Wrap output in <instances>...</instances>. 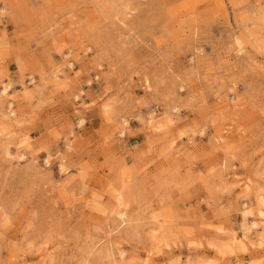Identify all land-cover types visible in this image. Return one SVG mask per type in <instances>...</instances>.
I'll use <instances>...</instances> for the list:
<instances>
[{
  "label": "rangeland",
  "instance_id": "obj_1",
  "mask_svg": "<svg viewBox=\"0 0 264 264\" xmlns=\"http://www.w3.org/2000/svg\"><path fill=\"white\" fill-rule=\"evenodd\" d=\"M0 21V264H264V0H0ZM133 124L162 134L151 168L115 151Z\"/></svg>",
  "mask_w": 264,
  "mask_h": 264
},
{
  "label": "crops",
  "instance_id": "obj_2",
  "mask_svg": "<svg viewBox=\"0 0 264 264\" xmlns=\"http://www.w3.org/2000/svg\"><path fill=\"white\" fill-rule=\"evenodd\" d=\"M7 23L8 21L5 23L0 21V33L2 29L7 26ZM70 89L72 92H76L77 86L74 84ZM69 106L70 105H68V108ZM86 116H91V114L88 112ZM131 130L134 132L133 136H127L122 141H119V144L115 147V151L118 152L119 156L124 159L125 163L130 168H143L144 166L146 168H151L148 166L149 164L152 165V159L155 158L158 153L165 151L166 148V146H164L162 134L159 133L154 135L150 133L147 128L139 124H133ZM38 137L39 135H34L35 139ZM34 146L36 147L39 145L35 144ZM252 173L250 169L239 172V174L246 176H251Z\"/></svg>",
  "mask_w": 264,
  "mask_h": 264
},
{
  "label": "bare ground",
  "instance_id": "obj_3",
  "mask_svg": "<svg viewBox=\"0 0 264 264\" xmlns=\"http://www.w3.org/2000/svg\"><path fill=\"white\" fill-rule=\"evenodd\" d=\"M2 88H3L2 91H0L1 95H3V96L7 95L10 87L8 85H5ZM259 203H260V206L264 209V196H260ZM257 227H258V225L256 222H252V224L249 226V228H254V229H256Z\"/></svg>",
  "mask_w": 264,
  "mask_h": 264
}]
</instances>
